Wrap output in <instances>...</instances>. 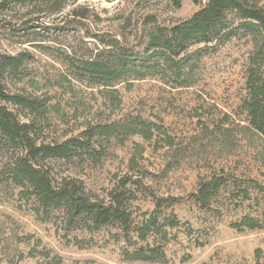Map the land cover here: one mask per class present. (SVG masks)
Returning <instances> with one entry per match:
<instances>
[{"label":"rangeland","instance_id":"1","mask_svg":"<svg viewBox=\"0 0 264 264\" xmlns=\"http://www.w3.org/2000/svg\"><path fill=\"white\" fill-rule=\"evenodd\" d=\"M205 1L68 0L60 12L49 14L42 5L0 0V53L33 55L24 65L26 76L8 89L55 107L45 119H36L40 137L48 143L78 136L88 124L136 115L161 124L173 138L171 147L163 145L161 134L150 141L129 136L123 144L103 139L105 155L99 162L52 160V171L57 178L82 180L87 191L104 199L123 176L141 181L144 191L132 202L135 222L154 208L146 192L178 198L172 210L181 224L168 229L164 264H264V141L251 134L242 137L238 127L245 124L238 106L246 93L248 38H231L205 50L190 87L173 88L150 76L116 82V105L102 87L74 80L64 60V53L87 57L109 38L139 46L149 18L171 25L188 19ZM10 154L0 150V171ZM221 169L227 182L212 200L218 215L200 208L189 195L201 180L222 174ZM241 188L248 190L247 199ZM18 190L0 176V264H147L123 261V250L135 245L118 227L68 228L60 212L45 219ZM244 215L263 227L232 228Z\"/></svg>","mask_w":264,"mask_h":264},{"label":"trees","instance_id":"2","mask_svg":"<svg viewBox=\"0 0 264 264\" xmlns=\"http://www.w3.org/2000/svg\"><path fill=\"white\" fill-rule=\"evenodd\" d=\"M23 5H42V12H60L68 0H8ZM201 4L203 0H192ZM4 5L5 2H2ZM143 30L139 46L122 45L118 40H101L102 47L87 57L64 53L72 78L110 96L112 105L118 103L116 82H128L157 77L173 88L190 87L195 83L194 70L197 61L217 44L231 38H248L251 49L245 68V96L238 106V114L244 117L239 126L242 137L249 134L264 141V0H206L188 19L165 25L149 18ZM50 32V26H43ZM44 37V35H42ZM32 40H27L29 42ZM202 45V46H200ZM198 46L193 49V47ZM43 46L42 48H45ZM33 59L28 51L17 54L0 53V150L11 151L0 171L2 181L19 188L18 196L31 199L34 210L49 219L52 211L61 213L68 228L94 231L105 226L118 227L132 250L125 249V262L164 264L167 260L164 246L168 242V229L180 226V220L172 207L178 198L158 196L146 192L152 198L154 208L142 212V219L135 222L132 202L138 199L141 181L128 175L119 179L110 189L107 198H99L87 191L82 180L64 176L57 178L52 171V160L80 162L100 161L105 155L101 140L114 138L118 143L133 135L145 141L163 135L164 146H173V138L161 124L148 121L140 115L131 116L107 124H88L78 136L61 142H45L37 118L45 119L54 106L37 96L11 92L8 84L20 82L25 76V63ZM20 115L24 119L20 118ZM227 131V128L224 129ZM141 148L136 144V148ZM134 158L130 159V168ZM222 174L201 180L195 192L189 196L202 209L219 211L212 207V200L227 182ZM243 198L248 190L241 188ZM232 228L242 231L263 227L257 219L244 215ZM134 234L135 240H132Z\"/></svg>","mask_w":264,"mask_h":264}]
</instances>
